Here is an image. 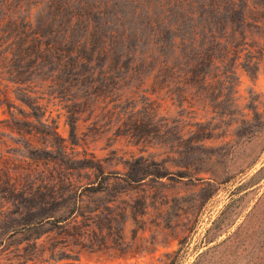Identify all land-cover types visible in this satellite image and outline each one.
<instances>
[{
    "label": "rangeland",
    "instance_id": "374dc122",
    "mask_svg": "<svg viewBox=\"0 0 264 264\" xmlns=\"http://www.w3.org/2000/svg\"><path fill=\"white\" fill-rule=\"evenodd\" d=\"M158 1L83 0L94 35L118 26L114 52L78 51L57 82L0 80V264H264V5L232 19L245 61L230 50L208 84H166L144 52L208 32ZM24 10L54 18L46 1Z\"/></svg>",
    "mask_w": 264,
    "mask_h": 264
},
{
    "label": "trees",
    "instance_id": "16d2710c",
    "mask_svg": "<svg viewBox=\"0 0 264 264\" xmlns=\"http://www.w3.org/2000/svg\"><path fill=\"white\" fill-rule=\"evenodd\" d=\"M30 1L0 0L2 8L9 13L8 16L4 17L3 15L0 18L1 81H10L14 84H30L34 77L40 76L51 82H57L61 78L60 72H64L69 67L78 72L79 65L85 63V58L78 56V51H88L95 55L98 60L101 55L114 52L117 44L122 41H119V28L117 25L111 32L107 30L98 35L92 33L97 28V24H94L95 22L89 23V18L95 12L97 4L82 9L83 0H38L46 1L48 9L46 15L54 18L39 21L30 20L27 17H17V14L19 15V13L25 11L24 6H27ZM79 1H82L81 7ZM188 1L159 0L157 5L162 10L170 9L171 11L173 10L172 6H175L177 16L171 14L172 19L169 18L170 15L166 17V20H169L171 24L178 25L188 17L200 18L203 24L202 30L208 33H201L202 40L196 39L195 36L191 37L190 46H186L185 43L176 45L173 42L167 50L169 53L161 47L157 48L155 53L158 56L163 55L160 60L154 59L152 48L146 50L144 52V63L149 64V70L155 69L151 75L154 81L156 72L160 70L167 73V75H163L167 78L165 79L166 84L176 82V78L183 80L186 84H208L211 77L215 76L214 72L206 70V67L216 68L219 62L228 58L224 57L227 56L230 50H237L235 53L240 60L245 61L246 57L249 56L251 41L247 39V33L241 28L247 27L252 22L256 16H254V11L257 12L258 5H264V0L260 4L256 2L257 0H237V2L236 0H190L191 4L185 7ZM93 3H96V0ZM67 6L72 7L73 11L68 15ZM7 7L9 9L12 7V13L9 9H6ZM236 16L241 24L238 32L233 30L232 19ZM85 22L88 23L84 24ZM76 31L79 32V38L82 39L78 43L76 42L79 39H74ZM230 34L233 36L238 34L237 47L239 46L241 50L235 47V39H229ZM71 35L74 42L73 39L70 40ZM215 49L220 53L218 56L212 53ZM181 56L184 57V62L180 64ZM129 64L130 62H128L126 68L134 71L135 67L133 66V69H131ZM134 64L136 63L133 62ZM248 65L245 67L248 68ZM118 67H120V64H116L112 68L111 75L116 74L113 70ZM103 68H106V64L102 62L99 68L91 65L90 70L92 72L96 69L98 73V70ZM81 76L83 80H86L84 78L85 74L82 72ZM67 83H69L68 80ZM23 95L27 99L31 98L28 92ZM17 98L19 97L17 96ZM19 99L23 100L22 98ZM74 228L79 229L78 227ZM76 234L80 236L79 233ZM32 264H41V262Z\"/></svg>",
    "mask_w": 264,
    "mask_h": 264
}]
</instances>
